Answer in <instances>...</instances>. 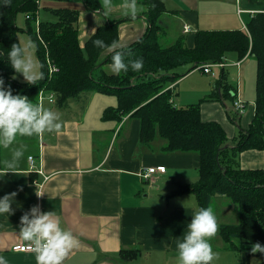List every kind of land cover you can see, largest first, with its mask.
<instances>
[{"label":"crops","instance_id":"0c3cea01","mask_svg":"<svg viewBox=\"0 0 264 264\" xmlns=\"http://www.w3.org/2000/svg\"><path fill=\"white\" fill-rule=\"evenodd\" d=\"M160 1L165 7L161 14L163 44L173 42L181 34L191 47L198 30L247 31V21L256 12L264 13V0ZM123 2L114 0L112 17L105 18L100 11L86 10L78 2L75 8L80 12L77 24L81 46L108 19L126 17L118 24L116 45L108 50L127 46L146 33V7L137 3L143 11L135 17L126 16L121 12ZM169 18L174 22L172 26ZM184 26L189 31L186 32ZM167 38L169 41L165 42ZM224 64L226 76L217 88L214 84L220 79L221 68L214 83L207 78L203 84L188 82L195 79L194 73L199 71L194 69L188 76L185 74L166 85L161 92L170 89L174 105L176 100L185 104L181 107L198 103L202 118L219 122L232 141L240 130L249 128L254 115L257 63L250 54L242 59L228 54ZM102 68L113 72L112 63ZM224 86L229 88L230 97L224 95ZM235 93L246 103L236 124L230 117ZM116 105L115 95L97 92L83 111L66 113L60 119L59 130L33 135L29 145L18 140L7 149L0 147L2 161L10 159L15 149L26 146L20 165L22 174L8 172L0 179V196L14 190L18 192L12 204L15 211L9 216H0V255L9 264H36L32 251H15L13 246L23 239L21 215L24 212L31 215L30 208L37 204L43 211L60 214L63 226L71 229L78 240V246L69 251L63 264H179L176 242L187 231V224L196 212L197 199L191 193L172 196L171 192L177 184L196 181L198 155L163 152L160 138L150 145L141 143L137 119L102 118L106 107ZM53 110L59 116L62 113L61 109ZM29 156L35 158L32 165L28 162ZM238 163L243 169H264V150H242ZM150 166L165 169L145 182L138 173ZM36 190L44 193L38 196ZM216 197L221 205L228 203L224 196ZM171 201L172 207L169 206ZM221 246L213 247L220 254V261L214 264H260L249 260L243 250L226 251L221 250ZM130 249H137L139 254L130 257L120 253V250Z\"/></svg>","mask_w":264,"mask_h":264},{"label":"trees","instance_id":"16d2710c","mask_svg":"<svg viewBox=\"0 0 264 264\" xmlns=\"http://www.w3.org/2000/svg\"><path fill=\"white\" fill-rule=\"evenodd\" d=\"M41 1L11 0L9 5L0 6V52L4 53L0 56V75L5 78L6 85L10 84L14 93L25 94L34 103L39 100L40 90L54 94L52 108L56 110L67 109L72 100L84 101L90 92L115 95L117 105L106 107L103 119L135 118L139 122L141 143L150 145L160 138L163 152L198 155L196 181L177 184L171 195H195L198 210L211 207L214 197L224 196L235 205L238 213L236 223L219 225L224 248L243 250L247 254L253 252L255 243L264 245V169H243L238 163L242 150H264V13L256 12L247 21V31L198 30L190 47L186 45L185 35L181 34L173 42L163 44L160 36L164 31L161 19L164 5L160 0H137L146 7V33L127 46L108 50L116 45L118 24L126 17L107 18L81 46L77 24L80 12L69 2H81L86 10L99 12V0H55L68 4L44 6L53 16L44 20L37 17ZM19 12L25 14V30L38 45L37 57L44 64L45 79L38 84L14 79V70L8 64L7 52L11 44L21 43L16 24ZM97 39H102L105 47H97L94 44ZM114 51H125L127 71L116 73L102 68L112 63ZM228 54H234L237 59L250 54L257 63L254 115L249 128L240 130L232 141L228 140L219 122L202 118L198 103L177 107L171 100L170 89L161 92L166 85L194 69L202 71L205 64L224 63ZM140 58L143 59L142 68L133 69L131 61ZM50 61L58 68L52 74L49 73ZM185 65L188 67L180 71ZM220 68V79L214 84L216 88L223 84L226 76L224 67ZM230 94L229 88L224 86V95L230 97ZM240 115L234 111L230 114L235 124ZM120 253L134 257L139 251L120 250Z\"/></svg>","mask_w":264,"mask_h":264},{"label":"clouds","instance_id":"9594fccd","mask_svg":"<svg viewBox=\"0 0 264 264\" xmlns=\"http://www.w3.org/2000/svg\"><path fill=\"white\" fill-rule=\"evenodd\" d=\"M11 0H0V6L9 5ZM103 18L112 17L114 0H99ZM102 9V10H101ZM143 11L138 7L137 0H124L121 12L123 15L135 17ZM97 47H105L102 39L94 41ZM38 45L32 39L23 43H12L7 52L8 64L16 74H22L28 84H38L45 79L44 64L39 61L34 52ZM4 53L0 52V56ZM125 51H114L112 55V70L116 73L127 71L129 64L125 61ZM143 59L131 61V67L141 69ZM54 94L47 97L48 103H53ZM61 128L59 114L53 108L44 106L43 98L32 102L29 97L13 91L11 85H6L5 78L0 75V147L9 148L18 141V137L39 136L45 132L57 131ZM26 146H21L11 153V158L0 161V179L8 172L22 174L20 165L25 156ZM24 174V173H23ZM19 190H23L21 186ZM44 192L36 190L38 196ZM17 191L0 196V216L12 214L15 209L12 204ZM29 212L20 217V235L27 242V247L35 254L36 264H63L69 251L78 246V240L71 229L63 226V220L56 211H43L39 204L33 205ZM219 224L211 207H201L187 224L183 238L177 240L176 248L179 264H214L220 254L213 249L211 238L217 233ZM239 242V241H238ZM252 251L264 253V245L255 243ZM0 264H9L0 255Z\"/></svg>","mask_w":264,"mask_h":264},{"label":"rangeland","instance_id":"374dc122","mask_svg":"<svg viewBox=\"0 0 264 264\" xmlns=\"http://www.w3.org/2000/svg\"><path fill=\"white\" fill-rule=\"evenodd\" d=\"M74 2L75 1L69 2V4L71 5V7H77V5H79L78 2H75V3ZM65 4H68V3L67 2H59V1H55V0H42L41 1V5H40V9L38 10L37 17L40 18V19H42V20H44V19H50V18L53 17L52 16V13H51V11L49 9L44 8V6L60 7V6H64ZM162 21H164V20L162 19ZM169 21H170V24L172 26V24H174L173 20L171 18H169ZM16 24L19 27V29H18V37H19L21 43L27 41L28 39H31V37L29 36V34L25 30L26 20H25V14L23 12H19L17 14ZM171 32L174 33L173 27L171 29ZM167 41H169V38H167L165 40V42H167ZM34 54L37 57L36 50H35ZM50 63H51L52 66L57 67L52 61H50ZM187 67H188V65H185V66H183V67H181L179 69H180V71H184ZM211 70H213L216 73L215 76H209V75H206L203 71L202 72L197 71L196 73H194L195 79H189L188 82H190V83L195 82L196 84H203V83H205V80L208 78V79H211V81L214 83L218 79V77H219L220 67L219 66H212ZM57 71H55V72H57ZM191 72H194V71H191ZM189 74H187L186 76H188ZM16 79L19 82H26L24 80L22 74H17L16 75ZM176 90H178V86H177V89H175L173 91L174 94H176ZM96 93H97L96 91L90 92L89 94L86 95L87 98L84 101H76V100L70 101L69 102V106L67 107V109H61L60 110L62 113L59 116V119L63 118L66 115V113L70 112L71 110H82L83 111L85 109L86 105L88 104V102L92 99V96H94ZM49 95L50 94H48L47 92H45L43 94L44 106L47 107V108H52L53 103L50 104L47 101V97ZM175 102H176L175 105L177 107H181L180 105L182 103L180 101L177 102V100H176ZM182 105H185V104H182ZM29 138L30 137H18V140H19V142L28 143V145H29L30 142H31V139H29ZM191 197L194 198V196H191ZM168 198H170V196H168ZM215 199H217V197H214L213 198V203H212L211 208L213 209L214 213L217 216L218 224L220 225L221 223H236L238 221V213H237V209H236L235 205L233 203H231L229 201V199H226L227 202H228L227 204L225 203L226 205H221L220 201L219 200H215ZM162 202H164V204L162 203V205L165 207V205H166V203H165L166 202V199L164 198ZM173 204L174 203L171 201L169 203V206L172 207ZM195 206H196L195 208H196V211H197V205H195ZM164 212L167 213L168 211H164ZM219 227H218V230H217V233L215 234V236L211 238V243H212L213 247L221 246L223 244L220 247V249L221 250L230 251V250H227L226 248H224L225 247V244H224V242H223V240L221 238V235H220V232H219ZM247 254H246V256L249 257V260L257 261V263L264 264L263 263V261H264V254H260L259 255V254H256L254 252L247 253ZM219 261H220V259H218L214 263H218Z\"/></svg>","mask_w":264,"mask_h":264},{"label":"built area","instance_id":"2783aa9c","mask_svg":"<svg viewBox=\"0 0 264 264\" xmlns=\"http://www.w3.org/2000/svg\"><path fill=\"white\" fill-rule=\"evenodd\" d=\"M184 30L185 31H188L189 28L187 26H184ZM212 66H219V67H223L224 64L222 62H217V63H214V64H205L202 68V71L205 73V74H210L211 76H215V72L211 70V67ZM43 94L44 92H40L39 93V100L41 98H43ZM53 100H54V97H53ZM245 106H246V103L244 102L243 99L240 98L239 95H236L235 99L233 100V105H232V109L233 111L236 113V114H242L245 110ZM34 160L35 158L33 156H29L28 157V162L32 165L34 164ZM164 166H157V167H153V166H150V167H145V168H142L138 175L145 181V182H148V181H151L152 180V175L157 173V172H163L164 171ZM13 250H19V251H31L28 247H27V242H25L23 239L20 240L19 242H17L14 246H13Z\"/></svg>","mask_w":264,"mask_h":264},{"label":"bare ground","instance_id":"6f19581e","mask_svg":"<svg viewBox=\"0 0 264 264\" xmlns=\"http://www.w3.org/2000/svg\"><path fill=\"white\" fill-rule=\"evenodd\" d=\"M49 64H50V63H49ZM57 70H58L57 67L52 66L51 64L49 65V73H50V74L54 73V72L57 71ZM41 91L43 92V90H40L39 93H40Z\"/></svg>","mask_w":264,"mask_h":264}]
</instances>
